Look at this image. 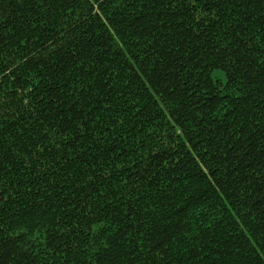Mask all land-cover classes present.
Instances as JSON below:
<instances>
[{
  "label": "trees",
  "instance_id": "trees-1",
  "mask_svg": "<svg viewBox=\"0 0 264 264\" xmlns=\"http://www.w3.org/2000/svg\"><path fill=\"white\" fill-rule=\"evenodd\" d=\"M196 2L195 15L208 16L203 37L212 43L185 47L191 64L189 71L175 65L177 80L159 66L156 53L169 54L150 22L159 16L151 4L58 0L48 12L40 0L0 2V143L6 156L0 170V264H100L98 249L109 264H162V248L152 250L162 236L170 238L168 264H264V178L247 179L254 174L246 165L233 168L221 159L217 133L233 118L224 109L244 101L237 84L222 82L224 68L215 66L225 57L235 59L223 45L233 41L234 50L243 43L236 33L242 37L244 25L235 23L241 13L255 12L260 27L264 0H242L238 11L219 15L215 7L205 12L216 0ZM46 14L78 25L77 55L85 63L75 69L58 64L57 80L37 84L38 77L30 79L35 66L26 65L27 73L20 67L31 57L18 38L39 27L38 17ZM217 47L223 56L201 61ZM89 81L95 90L84 108ZM170 82H199L197 108L174 100L184 90L166 87ZM76 87L81 91L72 97ZM25 89L31 95L22 96ZM262 96L254 92L248 103L264 105ZM109 106L118 111H106ZM81 111L92 120L83 140L75 139L80 121L71 122ZM205 113L224 124L210 127L199 119ZM42 149V163H28Z\"/></svg>",
  "mask_w": 264,
  "mask_h": 264
},
{
  "label": "snow or ice",
  "instance_id": "snow-or-ice-1",
  "mask_svg": "<svg viewBox=\"0 0 264 264\" xmlns=\"http://www.w3.org/2000/svg\"><path fill=\"white\" fill-rule=\"evenodd\" d=\"M57 2L58 0H40V7L43 9L46 4L47 11L51 12L53 5ZM60 2L63 3V0H60ZM89 2L92 4L94 0H89ZM241 2L242 0H216L215 4L208 5L205 12H212L213 7L218 10L216 15H219L221 10L228 12L238 11V6ZM243 2L250 3L251 0H243ZM140 4L142 7H148L151 4L154 6L155 11L159 13V16L150 22L160 31V36L157 37V40L164 41L161 47L169 54L166 57L163 53H156L160 60L159 66L164 68L165 71L172 72L173 80L179 79V69L173 71L175 65L179 64L181 68L189 71V64H191L190 60L185 62L187 59L184 51L185 47L189 44L195 45L197 41L201 48L206 43H212L211 40L204 39L201 28L208 16L206 14L199 17L195 15L199 11L196 0H140ZM229 5L231 7H228ZM66 10L73 11L70 7ZM255 15V12H244L236 18L235 23L244 25L242 28L244 35L241 37L239 32L236 33L237 38L242 40L243 43H236L234 50L231 48L233 41L223 45L225 50L235 59L225 57L224 60H219L215 64L216 67H223L225 70L222 82L229 87L233 83L237 84L239 91L236 95L244 101L241 106L234 105L231 111H228L227 108L224 109L233 118L217 133V140L220 141L221 159L233 168L246 165L245 171L251 169L254 174L252 177H246L247 179L264 178V123H262L264 122V105L257 103L253 106L248 103L249 100L255 98L254 92L264 94V13L260 14L262 19L259 21V28L255 26ZM61 16L63 17V13H61ZM37 23L39 27L31 26L27 35L18 38L31 57V59L27 56L24 57L25 63L21 64L20 67L25 68V73H27L28 67L26 65L35 66L34 77H30V79L38 77L36 79L37 84L40 79H47L51 83L58 79V71H53L56 65L63 63L71 65L75 69L78 64L85 63L83 54L77 55V52H79V34L75 29L78 25L69 24L66 18L57 20L56 16L47 14L39 16ZM57 24L60 26L57 27ZM0 26H3L2 21H0ZM36 32H40L41 35H36ZM173 50H175V55H172ZM192 55L195 58V53ZM209 55L223 56V53L217 47L214 52H205L204 56L200 58L201 61L203 62ZM237 60H239V64H237ZM195 67H198V65L193 66L190 70L193 78ZM63 70L67 71V68L65 67ZM87 75H91V72ZM198 84L199 82L197 84L190 82L187 85H171L170 82L166 87L183 88L184 95L176 92L173 99L178 103L190 104L192 108H197L196 101L199 99L196 94ZM21 88L23 89L24 86L21 85ZM94 90L95 86L89 81L84 89L86 94H82L84 108L91 106L92 100L90 98ZM78 91L81 90L76 87L72 92V97H75ZM25 94L31 95V92L25 89L24 92H21V95ZM11 102L13 101H9V103ZM76 102L78 100H74V103ZM4 103L3 95L0 94V106L4 105ZM105 110L108 112L118 111L112 106L107 107ZM95 119L99 120L100 118L95 117ZM199 119L210 127L216 123L224 124V120H220L218 116L210 115L209 113L199 116ZM77 120L80 121L82 127L78 126L75 128V131L79 133L75 139L83 140L86 138L87 133L91 131L89 125L92 120L86 114L82 116V111L77 113L71 122L75 124ZM112 120L114 123L119 122L122 124V121H117L115 116L112 117ZM42 153L43 149L36 155L35 161L29 160L28 163H37L38 165L42 163L40 161ZM5 159V149L3 143H0V170L5 167ZM254 162L260 164L259 171L256 169ZM28 171L35 173L32 168H29ZM40 174H43V170L40 171ZM84 174L86 175L87 173ZM77 175H80V173H77ZM96 182V180H92V184ZM96 191L99 192V188ZM104 198L107 199L106 196ZM3 199L4 194L0 192V200ZM84 206L87 208V198ZM72 207L75 208L76 205L73 204ZM165 239L170 241V238L162 236L159 240L154 241L152 246V250L162 248L164 251L162 264H168L169 260ZM143 242V239H141L140 243ZM104 248L107 249L108 245H104ZM97 258L100 264H109L107 255L100 253L99 249L97 250ZM172 259H175V257H172Z\"/></svg>",
  "mask_w": 264,
  "mask_h": 264
},
{
  "label": "rangeland",
  "instance_id": "rangeland-1",
  "mask_svg": "<svg viewBox=\"0 0 264 264\" xmlns=\"http://www.w3.org/2000/svg\"><path fill=\"white\" fill-rule=\"evenodd\" d=\"M217 73H221L220 71H217ZM222 74V73H221Z\"/></svg>",
  "mask_w": 264,
  "mask_h": 264
}]
</instances>
